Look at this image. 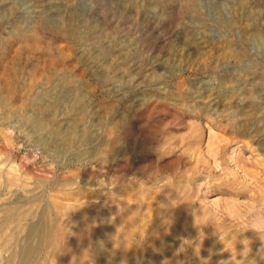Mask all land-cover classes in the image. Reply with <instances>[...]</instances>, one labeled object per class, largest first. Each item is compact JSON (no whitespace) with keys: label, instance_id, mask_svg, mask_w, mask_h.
Wrapping results in <instances>:
<instances>
[{"label":"rangeland","instance_id":"obj_1","mask_svg":"<svg viewBox=\"0 0 264 264\" xmlns=\"http://www.w3.org/2000/svg\"><path fill=\"white\" fill-rule=\"evenodd\" d=\"M0 264H264V0H0Z\"/></svg>","mask_w":264,"mask_h":264},{"label":"bare ground","instance_id":"obj_2","mask_svg":"<svg viewBox=\"0 0 264 264\" xmlns=\"http://www.w3.org/2000/svg\"><path fill=\"white\" fill-rule=\"evenodd\" d=\"M99 229H100V228H99ZM99 231H100V230H99ZM99 231H98V232H99ZM45 237H46V236H45ZM95 250H96V249H95ZM30 255H31V254H30ZM26 258H27V257H26ZM23 261H24V260H23ZM26 261H27V260H26ZM26 261H25V262H26ZM28 261H30V260H28ZM28 261H27V262H28Z\"/></svg>","mask_w":264,"mask_h":264}]
</instances>
